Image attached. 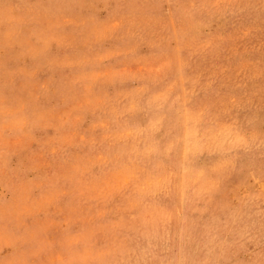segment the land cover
<instances>
[{
    "label": "rangeland",
    "instance_id": "1",
    "mask_svg": "<svg viewBox=\"0 0 264 264\" xmlns=\"http://www.w3.org/2000/svg\"><path fill=\"white\" fill-rule=\"evenodd\" d=\"M0 264H264V0H0Z\"/></svg>",
    "mask_w": 264,
    "mask_h": 264
}]
</instances>
